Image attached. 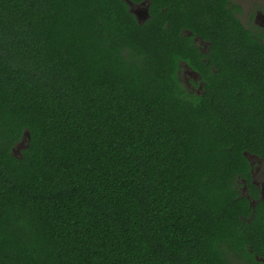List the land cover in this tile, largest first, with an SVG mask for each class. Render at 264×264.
Segmentation results:
<instances>
[{
  "label": "trees",
  "instance_id": "16d2710c",
  "mask_svg": "<svg viewBox=\"0 0 264 264\" xmlns=\"http://www.w3.org/2000/svg\"><path fill=\"white\" fill-rule=\"evenodd\" d=\"M131 1L147 18L0 0V264H228L242 244L264 32L231 0Z\"/></svg>",
  "mask_w": 264,
  "mask_h": 264
},
{
  "label": "flooded vegetation",
  "instance_id": "af4514ba",
  "mask_svg": "<svg viewBox=\"0 0 264 264\" xmlns=\"http://www.w3.org/2000/svg\"><path fill=\"white\" fill-rule=\"evenodd\" d=\"M240 0H231L238 10L234 14L242 25H256L264 32V0H256L243 10ZM246 1V0H243ZM250 20H246V18ZM194 41L206 50V43L198 37ZM178 75L184 82L186 89L198 93L203 82L199 73L182 62ZM247 153L249 161L248 175L236 180L237 191L247 198L248 209L239 217L244 220L242 244L232 251L228 257V264H264V159L258 153Z\"/></svg>",
  "mask_w": 264,
  "mask_h": 264
},
{
  "label": "water",
  "instance_id": "95a60500",
  "mask_svg": "<svg viewBox=\"0 0 264 264\" xmlns=\"http://www.w3.org/2000/svg\"><path fill=\"white\" fill-rule=\"evenodd\" d=\"M125 1L129 4V6H130L129 10L135 15V17L138 21H142L145 18H147V16H148V3H146L145 1H141L140 3L136 4V3H133L131 0H125ZM25 137H29V133L27 131H24V133L22 135V140L17 145V147H14L12 149L13 151L15 149L19 151L20 146L25 147L27 145V143L25 144V146L23 145ZM27 140H28V138H27ZM245 155L247 156V153H245Z\"/></svg>",
  "mask_w": 264,
  "mask_h": 264
},
{
  "label": "rangeland",
  "instance_id": "374dc122",
  "mask_svg": "<svg viewBox=\"0 0 264 264\" xmlns=\"http://www.w3.org/2000/svg\"><path fill=\"white\" fill-rule=\"evenodd\" d=\"M238 2H241V4H243V10L245 11V7L246 6H250L251 4H252V2H256V0H246V1H243V0H240V1H238ZM246 18V20H250L249 18H247V17H245ZM245 26H250L251 28H253L254 30H258V26H256V25H245Z\"/></svg>",
  "mask_w": 264,
  "mask_h": 264
}]
</instances>
